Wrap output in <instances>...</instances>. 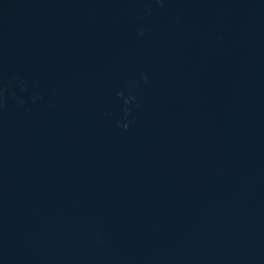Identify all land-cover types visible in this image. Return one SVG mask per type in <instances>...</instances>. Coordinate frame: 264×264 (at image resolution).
Wrapping results in <instances>:
<instances>
[{
  "label": "water",
  "instance_id": "95a60500",
  "mask_svg": "<svg viewBox=\"0 0 264 264\" xmlns=\"http://www.w3.org/2000/svg\"><path fill=\"white\" fill-rule=\"evenodd\" d=\"M0 264H264V0H0Z\"/></svg>",
  "mask_w": 264,
  "mask_h": 264
},
{
  "label": "clouds",
  "instance_id": "9594fccd",
  "mask_svg": "<svg viewBox=\"0 0 264 264\" xmlns=\"http://www.w3.org/2000/svg\"><path fill=\"white\" fill-rule=\"evenodd\" d=\"M141 35H143V32L141 31V33H140ZM124 127H127V125H124Z\"/></svg>",
  "mask_w": 264,
  "mask_h": 264
}]
</instances>
